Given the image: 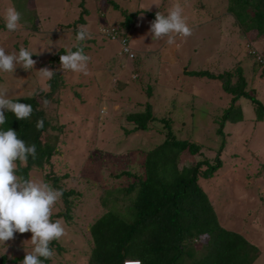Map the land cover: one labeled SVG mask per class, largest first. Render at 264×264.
<instances>
[{"label": "rangeland", "instance_id": "obj_1", "mask_svg": "<svg viewBox=\"0 0 264 264\" xmlns=\"http://www.w3.org/2000/svg\"><path fill=\"white\" fill-rule=\"evenodd\" d=\"M7 1L11 3L0 2V47L6 54L17 55L23 47L33 53L31 58L36 63L30 70L17 64L15 72H0V87L7 89L5 98L49 89L48 78L39 73L42 68L60 71L64 81L58 90V104L50 102L46 107L63 124L59 133L62 147L58 157L51 159V166L30 171V180L48 183L57 190L47 174L56 171L58 185L75 191L70 196V217L56 218L66 234L57 240L60 248L52 250L49 264H86L92 243L89 226L106 210L101 201L123 197V187L133 178L118 174L126 169L142 174L143 151L163 140L164 125L160 121L151 123L148 130L135 132L125 124L124 114L144 109L147 102L157 117L172 119L175 136L196 142L212 163L224 139L219 154L221 167L212 177H200L199 184L212 201L222 226L241 233L258 247L260 255L251 264H264V117L256 119L253 104L241 97L236 104L241 106L244 120L226 122L224 134L218 135L231 95L207 76L184 72L194 67L222 73L235 68L242 54V74L249 80L247 89H253L264 106V67L253 64L245 49L249 45L252 51L263 50L264 38L256 44L251 40L254 31L252 35L241 34L224 0H115L119 4L116 8L109 0L108 4L105 0H28L35 3L34 18L28 14L29 20L20 19L17 30L12 32L5 27L6 10L14 8L20 17L23 14ZM177 3L183 8L182 15L192 35L176 36L175 45L169 46L167 37L155 40L149 30L157 12L167 15ZM83 7L88 13L83 15L85 23L79 25L87 27L90 38L77 42L74 26L79 25L74 22ZM133 12L137 14L131 21L129 45L136 52L130 59L118 54V41L104 37L105 28L100 26L105 21L117 23L124 19L123 13ZM78 44L90 57L87 74L64 70L60 62L49 63L62 47L69 50ZM177 65L183 74H173ZM134 73L138 78L133 77ZM114 79L119 80V87H115ZM56 96L57 92L53 97ZM102 109L106 115H101ZM202 158L185 154L184 163ZM65 209L61 196L52 209L51 221L56 212ZM31 237V231L14 233L13 239L0 244V260L5 255L4 264H21L13 259L33 251Z\"/></svg>", "mask_w": 264, "mask_h": 264}, {"label": "trees", "instance_id": "obj_2", "mask_svg": "<svg viewBox=\"0 0 264 264\" xmlns=\"http://www.w3.org/2000/svg\"><path fill=\"white\" fill-rule=\"evenodd\" d=\"M10 1L22 11L21 19L27 17L25 20H29L28 14L34 18V2L25 0L19 4V0ZM109 1L114 8L119 7L115 0ZM224 1L226 11L234 18L241 34L252 35L254 31L252 42L262 41L264 0ZM105 2L108 4V0ZM86 12L87 9L83 7L74 24H84L83 15ZM136 14L137 12L123 13L125 18L121 22H101L100 28H118L120 35L130 38L131 21ZM74 27L76 38L77 26ZM103 36L107 38L106 35ZM78 46L81 44L69 50L74 52ZM69 50L62 47L49 58V63L60 62V56L67 54ZM258 52L264 56V48ZM247 56L253 64H258L254 57ZM241 69L238 64L235 68L218 74L207 70L193 72L218 80L224 91L231 95L229 106L224 109L217 128L218 135L224 134L222 128L226 122L244 120L241 106L236 104L241 97L249 99L253 104L257 113L256 119L264 117V106L255 97L254 90L247 89L246 76L242 74ZM59 72L53 69L52 77L46 80L49 89H41L38 94L10 98L13 102L31 105L30 117L18 120L11 112L5 110L6 121L0 125V131L11 128L26 146H36L35 159L29 155L24 165L16 161V174L24 179H30V171L33 168L44 169L46 164L50 165L51 159L58 157L59 148L62 147L59 133L63 124L56 115L46 111L49 104H58V90L64 85ZM55 92L56 98L53 97ZM40 120L43 121V127L38 130L37 122ZM124 120L125 124L131 125L130 130L134 132L148 130L151 123L160 121L164 125V138L161 143L143 151L142 174L131 169L122 170L118 174V177L125 175L133 178L123 187L124 196H112L101 201L106 210L89 226L92 243L86 264H251L260 255L258 247L241 233L222 226L212 201L199 184L200 177H212L221 167L219 154L225 145L224 139L220 142L212 163L203 155L196 142L175 136L172 119L157 117L149 102L142 110L125 113ZM56 129L58 133H55ZM185 154L204 158L185 164ZM47 174L48 179L52 180V185L62 191L66 205L64 211L55 213L52 222L62 216L68 219L70 196L75 194V191L58 185L60 178L56 171L51 170ZM111 195L109 192V196ZM198 243L200 247L196 246ZM55 247L60 248L57 240L49 244L51 250ZM24 257H15L13 260L22 261ZM40 259L42 264L50 263V259ZM5 261V255H2L0 264Z\"/></svg>", "mask_w": 264, "mask_h": 264}, {"label": "clouds", "instance_id": "obj_3", "mask_svg": "<svg viewBox=\"0 0 264 264\" xmlns=\"http://www.w3.org/2000/svg\"><path fill=\"white\" fill-rule=\"evenodd\" d=\"M180 4L173 5L167 15L157 12L155 20L151 22L149 33L152 38L159 40L167 37L169 46L175 45L176 36L187 38L192 35V29L182 15ZM20 13L14 8H8L4 15L5 27L9 32L16 31L20 22ZM90 38L85 25L77 28L76 41L83 42ZM33 53L21 47L16 53L6 54L0 47V72H15L19 64L24 70L34 67L36 61ZM90 57L84 54L82 47L76 51H68L60 56L61 67L77 73L87 74V64ZM15 62V63H14ZM41 77L51 78L53 71L47 68L39 70ZM6 88L0 87V125L6 121L5 110L11 112L18 120L30 117L31 105L13 102L5 98ZM35 94V93H33ZM118 110L119 106H114ZM102 109L101 115H106ZM43 127V121L37 122V129ZM36 156V146H26L25 142L17 137L15 130L9 128L0 131V244L14 238V233L23 234L31 231V243L35 245L31 253H27L21 264H42L53 256L49 244L64 236L65 228L60 220L52 222L50 217L56 202L61 198L62 191L53 189L48 183L24 179L16 175L18 160L21 165L27 163L28 156ZM131 264L132 262H127ZM134 263V262H133Z\"/></svg>", "mask_w": 264, "mask_h": 264}, {"label": "built area", "instance_id": "obj_4", "mask_svg": "<svg viewBox=\"0 0 264 264\" xmlns=\"http://www.w3.org/2000/svg\"><path fill=\"white\" fill-rule=\"evenodd\" d=\"M104 35L107 36L108 39L110 40H116L119 42L120 45V53L122 55H126L128 58L132 59L135 56V53L133 51V49L131 48V46L129 45V38L120 35V31L118 30V28H105L104 32H102ZM245 49L247 50V53L249 55H251L252 57H254V59L256 60V62L264 67V56L262 54H260L258 51H252L249 48V45H245Z\"/></svg>", "mask_w": 264, "mask_h": 264}, {"label": "crops", "instance_id": "obj_5", "mask_svg": "<svg viewBox=\"0 0 264 264\" xmlns=\"http://www.w3.org/2000/svg\"><path fill=\"white\" fill-rule=\"evenodd\" d=\"M0 2L2 3L3 2V0H0ZM0 3V4H1ZM7 4L9 5V4H11L9 1H7ZM147 12V11H146ZM152 13V12H151ZM5 15V14H4ZM124 16V15H123ZM125 18V17H124ZM123 20V19H122ZM121 19H120V22L122 21ZM91 21V20H90ZM89 21V22H90ZM88 21L86 22V23H89ZM119 22V21H118ZM133 29H132V27L130 26V35H131V33L133 32L132 31ZM111 41H116V40H111ZM256 43V42H255ZM259 43H261V42H258V43H256V44H259ZM118 44H119V42H118ZM235 45H237V42L235 43ZM263 47V46H262ZM262 47L260 48V49H262ZM239 49V51H240V48H238ZM133 51H135L134 50V48H133ZM238 51V52H239ZM242 51H243V47H242ZM118 52V51H117ZM136 52V51H135ZM134 52V53H135ZM120 52H118V54H119ZM121 54V53H120ZM241 56V59L240 60H238L237 61V63L239 64V66L241 67L242 66V62H243V57H242V54L240 55ZM119 60V59H118ZM119 61H121V60H119ZM237 64V65H238ZM179 66L177 65V67L175 68L176 69V71L175 72H173V74L174 73H180V74H183V72H178V70H177V68H178ZM130 68V67H129ZM242 68V67H241ZM130 69H133V67H131ZM185 69H188L187 67H185ZM182 70V69H181ZM203 70H207V71H209V72H212L211 70H208V69H202V70H198V69H196V68H191V69H188V70H185L184 72H187L188 74H190L191 76L194 74L193 72L194 71H203ZM214 73V72H213ZM194 75H196V74H194ZM138 76V74L137 73H134L133 74V77L134 78H136ZM138 78V77H137ZM249 78H251V76L249 77ZM246 80H247V78H246ZM213 81H215L216 82V84H218L219 86H221L220 84H219V81L218 80H216V79H213ZM114 83H115V87H119V85H118V83H119V80L118 79H114ZM248 83H249V80H248V82H247V87H248ZM214 84V83H213ZM202 87H204V85H202ZM211 92H215L214 91V87H213V89H211ZM205 93H206V91H205Z\"/></svg>", "mask_w": 264, "mask_h": 264}]
</instances>
